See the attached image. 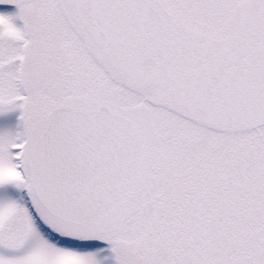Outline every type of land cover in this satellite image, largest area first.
Listing matches in <instances>:
<instances>
[{
	"label": "snow or ice",
	"instance_id": "6c2138e0",
	"mask_svg": "<svg viewBox=\"0 0 264 264\" xmlns=\"http://www.w3.org/2000/svg\"><path fill=\"white\" fill-rule=\"evenodd\" d=\"M0 264H264V0H0Z\"/></svg>",
	"mask_w": 264,
	"mask_h": 264
}]
</instances>
